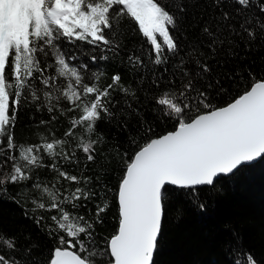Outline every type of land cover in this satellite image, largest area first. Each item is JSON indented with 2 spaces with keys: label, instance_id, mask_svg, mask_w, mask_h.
<instances>
[{
  "label": "snow or ice",
  "instance_id": "snow-or-ice-1",
  "mask_svg": "<svg viewBox=\"0 0 264 264\" xmlns=\"http://www.w3.org/2000/svg\"><path fill=\"white\" fill-rule=\"evenodd\" d=\"M261 160L264 0H0V196L52 241L0 231V264H155L171 190Z\"/></svg>",
  "mask_w": 264,
  "mask_h": 264
},
{
  "label": "trees",
  "instance_id": "trees-1",
  "mask_svg": "<svg viewBox=\"0 0 264 264\" xmlns=\"http://www.w3.org/2000/svg\"><path fill=\"white\" fill-rule=\"evenodd\" d=\"M127 43L138 46L139 38L132 33ZM255 59L259 64V57ZM92 70L109 75L117 70L124 73L123 68L108 62H98ZM124 74L132 83V77ZM161 128L170 129V125ZM100 131L105 136L114 135L107 124H101ZM16 132L24 141H34L40 135L28 113L21 114ZM200 202L206 204V211L197 207ZM115 226L110 217L103 234L112 233ZM0 231L16 236L22 246L30 242V237L46 252L52 247V241L26 218L24 208L6 196H0ZM244 254H251L257 264H264V160L245 167L235 177L219 178L215 190L205 187L196 198L170 191L155 264H237L238 260L245 264Z\"/></svg>",
  "mask_w": 264,
  "mask_h": 264
},
{
  "label": "water",
  "instance_id": "water-1",
  "mask_svg": "<svg viewBox=\"0 0 264 264\" xmlns=\"http://www.w3.org/2000/svg\"><path fill=\"white\" fill-rule=\"evenodd\" d=\"M255 163V162H254Z\"/></svg>",
  "mask_w": 264,
  "mask_h": 264
}]
</instances>
